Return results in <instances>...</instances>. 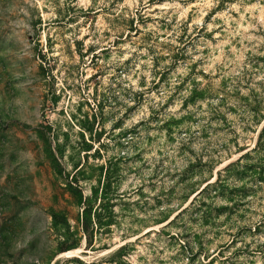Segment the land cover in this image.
<instances>
[{
	"label": "rangeland",
	"instance_id": "1",
	"mask_svg": "<svg viewBox=\"0 0 264 264\" xmlns=\"http://www.w3.org/2000/svg\"><path fill=\"white\" fill-rule=\"evenodd\" d=\"M0 264H264V0H0Z\"/></svg>",
	"mask_w": 264,
	"mask_h": 264
},
{
	"label": "trees",
	"instance_id": "2",
	"mask_svg": "<svg viewBox=\"0 0 264 264\" xmlns=\"http://www.w3.org/2000/svg\"><path fill=\"white\" fill-rule=\"evenodd\" d=\"M76 195H77V203L79 205H82L84 203V200H83V194L81 192V190H78L76 191ZM80 222H81V227H82V230L86 236V239L88 237V226H89V223H88V220H87V217L84 215V213H82V215L80 216ZM67 250V249H66ZM65 249H62L61 252H64L66 251Z\"/></svg>",
	"mask_w": 264,
	"mask_h": 264
},
{
	"label": "bare ground",
	"instance_id": "3",
	"mask_svg": "<svg viewBox=\"0 0 264 264\" xmlns=\"http://www.w3.org/2000/svg\"><path fill=\"white\" fill-rule=\"evenodd\" d=\"M198 195V194H197ZM82 250V248H76V249H73V250H69V251H64L62 253L59 254V256H70L73 252H80ZM78 254V253H77ZM80 254V253H79Z\"/></svg>",
	"mask_w": 264,
	"mask_h": 264
}]
</instances>
